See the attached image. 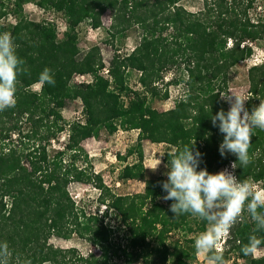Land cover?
<instances>
[{
    "label": "trees",
    "instance_id": "trees-1",
    "mask_svg": "<svg viewBox=\"0 0 264 264\" xmlns=\"http://www.w3.org/2000/svg\"><path fill=\"white\" fill-rule=\"evenodd\" d=\"M184 0H0V34H11L18 57L26 69L18 77L16 105L0 111V243L7 242L11 264H194L196 238L209 225L191 214L174 217L173 201L163 200V176L149 178L144 164L143 142L165 144V162L196 141L202 153L200 169L215 174L237 161L219 145L223 134L213 127L211 117L221 109L228 111L220 94L226 93L232 70L249 59L252 44L264 43V22L255 21L250 11L257 0H203V8L192 13ZM264 5V0H261ZM33 3L44 10L62 14L68 31L59 40L53 24L33 22L23 15ZM113 14L111 37H124L132 27L141 31L139 45L128 55H115L108 78L100 49L93 47L81 56L76 29L85 22L101 27V17ZM13 16L14 24H3ZM183 72L166 84L180 86L182 95L175 107L160 112L153 100L166 101L159 82L173 68ZM51 69L55 84H41L39 75ZM141 73V90L129 85L127 70ZM90 75V84L71 85L74 76ZM41 84L39 92L31 88ZM251 110L264 101V64L249 70ZM185 97L187 99L185 100ZM80 101L84 122L69 126V137L62 150L49 149L66 130L62 112L69 102ZM30 125L23 131L22 125ZM139 131L119 175L121 181L145 184L144 193L116 195L93 170L83 147L105 130ZM247 167L237 163L240 181L262 183L264 188V131L254 129ZM199 170V169H198ZM72 183L92 185L100 191L94 213L80 208L70 195ZM105 207L104 211H100ZM110 213L117 216L112 224ZM182 233L183 238L172 235ZM256 235L264 240V230L256 231L245 212L230 230L223 254L225 263L264 264V256H245L241 249ZM78 237L98 249L84 255L76 248L63 249L50 243L53 237ZM264 248V244L260 249ZM243 264V263H242Z\"/></svg>",
    "mask_w": 264,
    "mask_h": 264
},
{
    "label": "clouds",
    "instance_id": "clouds-1",
    "mask_svg": "<svg viewBox=\"0 0 264 264\" xmlns=\"http://www.w3.org/2000/svg\"><path fill=\"white\" fill-rule=\"evenodd\" d=\"M24 64L11 34H0V111L15 107L18 77L26 71ZM39 82L55 84L51 69L40 73ZM220 98L230 105L229 110L221 109L211 117V122L223 134L219 145L221 157L229 153L237 157L231 164L233 171L224 169L212 174L206 168L200 169L202 153L195 141L172 156L170 167L166 165L167 179L160 183L166 193L163 200L173 201L169 211L174 217L191 214L209 225L194 244L197 254L206 255L207 264H225L223 254L217 251L218 244L224 238L226 244L230 230L245 212L256 231L264 230V192L257 191L253 183L240 181L234 172L237 163L247 167L252 162L249 149L254 129L264 131V101L249 110L244 96L226 93L220 94ZM160 164L161 160L151 170L155 172ZM262 244L264 240L252 235L241 251L245 256H255ZM11 255L7 242L0 243V264H11Z\"/></svg>",
    "mask_w": 264,
    "mask_h": 264
},
{
    "label": "rangeland",
    "instance_id": "rangeland-1",
    "mask_svg": "<svg viewBox=\"0 0 264 264\" xmlns=\"http://www.w3.org/2000/svg\"><path fill=\"white\" fill-rule=\"evenodd\" d=\"M181 5L192 13L199 12L203 8V0H184ZM256 9L250 11V16L255 21L264 22V5L261 0H257L255 4ZM23 15L26 19L38 22V23H47L53 24L56 27L58 39L61 40L64 37V33L68 31L67 29L62 28L61 24L66 23L65 17L57 12L52 10H44L37 7L35 4L30 3L24 7ZM16 18L13 16L3 19V24H14ZM113 14L110 10H107L101 17V27L93 29L89 22L82 23L77 29L76 33L78 35V43L80 49V55L83 56L87 54L90 49L93 47H98L100 49L101 57L105 64V69H109L110 61L115 55L126 56L130 54L140 43L141 40V31L137 27H132L125 33L124 37L115 38L111 37L112 32H116L112 29ZM254 50L253 55L239 63L231 72L229 77V85L226 93H233L236 95L244 96L248 100L250 98V84H249V70L254 66H260L264 64V43H254L252 44ZM129 74V85L134 90H141V85L139 79L141 73L136 70H127ZM103 75V73L101 72ZM104 77L108 78V75ZM174 76L177 79L183 78V72L179 68H173L168 70L164 74V81L159 82V90L164 94L168 89L169 98L166 101L163 100H153L151 101V106L160 111L166 112L175 107L176 102L182 95L184 83L181 85L175 86L170 85L168 88L166 84L170 82ZM74 79L71 82V85H76ZM41 89V84L34 85L31 90L34 92H39ZM223 93V94H226ZM226 103V102H225ZM227 107L229 110L230 105L228 103ZM248 101L246 102L247 107ZM62 116L66 123V130L59 136L56 141H53L49 151L51 154L56 150H62L67 143L69 137V126L73 122H84V113L83 107L80 101H71L69 102L66 109L63 110ZM23 131H27L30 128V125H22ZM138 131H125L119 129L115 134L109 135L105 130L100 134V137L97 139H88L83 142V147L89 155V160L93 166L95 173L100 174L106 186L111 188L112 192L116 195H134L139 193H144L145 184L138 181H126L123 182L120 180L119 175L122 168L126 164H131L134 162L135 158H129L127 162H124L120 157H125L127 150L134 146L137 143ZM144 149V164L147 169V176L149 178L163 176L167 178L166 173L168 168L166 167L165 154L169 151V148L165 144H152L149 141L143 142ZM163 155V156H162ZM161 164L159 168L153 172L151 168H154L159 160ZM232 164V163H231ZM231 164L224 168H221L216 173L221 170L228 169L233 171ZM254 184L257 191L264 192L262 183ZM69 192L73 200L76 201L77 205L80 208L86 209L88 213H94L98 207V198L100 196V191L94 188L92 185L72 183L69 186ZM105 207H101L100 211H104ZM109 219L112 224L117 223L118 219L114 213H110ZM200 232L193 233L189 238H198ZM174 239L183 238L185 236L182 233H175L172 235ZM224 239H222L219 244L217 251L222 252L225 249ZM55 247L69 249L76 248L80 253L87 255L89 253L98 254V249L90 243L79 239L74 236L70 240H63L56 237H53L50 241ZM264 256V248L258 250L253 258H261ZM233 260L228 261L225 264H232ZM247 261H240V263L245 264ZM194 264H207L206 255L198 254L197 260Z\"/></svg>",
    "mask_w": 264,
    "mask_h": 264
},
{
    "label": "built area",
    "instance_id": "built-area-1",
    "mask_svg": "<svg viewBox=\"0 0 264 264\" xmlns=\"http://www.w3.org/2000/svg\"><path fill=\"white\" fill-rule=\"evenodd\" d=\"M62 28L67 29V23L61 24ZM103 75L107 76L109 71L108 69H103ZM74 81L77 84H90L93 82V78L90 75H76L74 76ZM139 133V131H138ZM139 135V134H138Z\"/></svg>",
    "mask_w": 264,
    "mask_h": 264
}]
</instances>
